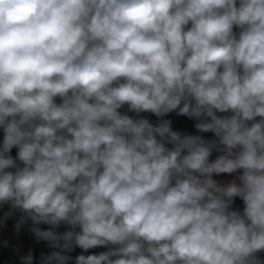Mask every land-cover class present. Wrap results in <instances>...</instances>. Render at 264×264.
<instances>
[{
	"label": "clouds",
	"instance_id": "clouds-1",
	"mask_svg": "<svg viewBox=\"0 0 264 264\" xmlns=\"http://www.w3.org/2000/svg\"><path fill=\"white\" fill-rule=\"evenodd\" d=\"M0 128V206L61 249L41 264H264V0H0Z\"/></svg>",
	"mask_w": 264,
	"mask_h": 264
},
{
	"label": "crops",
	"instance_id": "crops-1",
	"mask_svg": "<svg viewBox=\"0 0 264 264\" xmlns=\"http://www.w3.org/2000/svg\"><path fill=\"white\" fill-rule=\"evenodd\" d=\"M190 26V25H189ZM234 31H238V29H234ZM60 100L57 98V103ZM122 114H127L132 118L140 119L145 118L148 119L150 123L154 126L157 125L161 120H170L172 122L171 126L174 131H178L181 134H189V135H199L206 140H217L218 138L212 132H200L195 128V124L198 122L195 118H188L187 116L178 115L177 111H173L171 113L166 114L163 117H157L156 115L150 112H142L135 113L134 111H129L128 106L125 105L121 109H119ZM219 116L230 115V113H217ZM261 119L257 117L258 121ZM251 123V122H249ZM4 137V130L0 128V145H2ZM167 147H172L171 145H166ZM234 151H238L234 150ZM18 149L13 148L10 152V155L15 159L17 156ZM224 153L219 152L213 149L212 154L209 157L210 162L214 161L219 155ZM17 164H21L19 160H17ZM10 171H15V169H9ZM242 174V170H238L236 173L227 174L222 173L220 175L213 174L212 178L216 180L221 185H226L234 180L238 183L237 177ZM5 207V208H4ZM244 202L240 197L234 198V202L232 204V210H238L243 213ZM12 212L13 214L7 218H5V214ZM24 214L19 210H12L9 204H4L0 206V264H22L21 256H27L29 253L32 254L33 259L43 250L45 249L44 255H50L54 251H61L58 248L49 247L48 241L37 240L34 233L31 231L33 225L30 219H28L24 224L20 225L19 230L16 225L20 218ZM41 230H53L51 225L48 224H39L36 225ZM71 226L66 224H60L58 227L54 229V231L58 234H63L66 231H70ZM79 231V228L75 229ZM115 246H98L95 248L88 249L87 251L81 249L78 246H74L71 251H62L63 255L70 256L71 259L67 262V264H75L76 257L79 255H99L102 252L108 251L110 248ZM261 260H264V251L258 254ZM115 258V257H113ZM37 264H41V259Z\"/></svg>",
	"mask_w": 264,
	"mask_h": 264
},
{
	"label": "built area",
	"instance_id": "built-area-1",
	"mask_svg": "<svg viewBox=\"0 0 264 264\" xmlns=\"http://www.w3.org/2000/svg\"><path fill=\"white\" fill-rule=\"evenodd\" d=\"M5 208V207H4ZM45 252V249H43L34 259H33V264H37L40 259L42 258V255L41 254H44Z\"/></svg>",
	"mask_w": 264,
	"mask_h": 264
}]
</instances>
